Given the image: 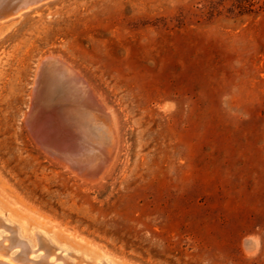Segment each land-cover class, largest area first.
I'll return each mask as SVG.
<instances>
[{
	"label": "rangeland",
	"instance_id": "1",
	"mask_svg": "<svg viewBox=\"0 0 264 264\" xmlns=\"http://www.w3.org/2000/svg\"><path fill=\"white\" fill-rule=\"evenodd\" d=\"M20 14L0 23V219L31 246L47 233L72 264H264V0H50ZM46 57L113 113L118 147L98 179L25 124Z\"/></svg>",
	"mask_w": 264,
	"mask_h": 264
},
{
	"label": "bare ground",
	"instance_id": "2",
	"mask_svg": "<svg viewBox=\"0 0 264 264\" xmlns=\"http://www.w3.org/2000/svg\"><path fill=\"white\" fill-rule=\"evenodd\" d=\"M42 1L0 0V23L15 18L11 15L20 16L22 9L30 10L47 3H41ZM31 6L33 7L30 8ZM47 57L38 66L32 98L30 97L32 104L25 124L38 143L49 151L50 156L79 177L95 179L102 176L101 173L105 172L116 155L118 133L113 113L101 103L102 100L95 97L84 78L69 64L59 60L60 58ZM6 221L0 219V264H54L57 259L53 256L63 260L64 264H72L62 255L63 249L53 248L46 237L47 233L33 231L35 240L31 246L28 240L19 237L14 225ZM2 230L9 231L13 237L3 236ZM6 241L9 242L8 245L4 244ZM256 245L255 239L244 241L247 251L253 250ZM15 247L20 248V254L14 255L15 252L11 251ZM40 251L43 253H39ZM34 253L38 254L30 255ZM84 260L79 261L82 264ZM98 264L108 263L100 258Z\"/></svg>",
	"mask_w": 264,
	"mask_h": 264
},
{
	"label": "water",
	"instance_id": "3",
	"mask_svg": "<svg viewBox=\"0 0 264 264\" xmlns=\"http://www.w3.org/2000/svg\"><path fill=\"white\" fill-rule=\"evenodd\" d=\"M48 1H50V0H43L41 3L48 2ZM12 3H13V2H12ZM32 7H33V6H31L30 8H32ZM25 10H28V9H22V10H20L19 14H20L21 12L25 11ZM11 16H15V15H11Z\"/></svg>",
	"mask_w": 264,
	"mask_h": 264
}]
</instances>
